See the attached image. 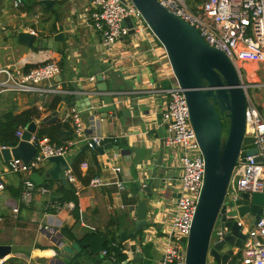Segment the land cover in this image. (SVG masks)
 I'll use <instances>...</instances> for the list:
<instances>
[{"label": "crops", "instance_id": "obj_1", "mask_svg": "<svg viewBox=\"0 0 264 264\" xmlns=\"http://www.w3.org/2000/svg\"><path fill=\"white\" fill-rule=\"evenodd\" d=\"M85 1L65 0L56 11L60 19L55 23V33L63 32L67 43L59 83H76L81 92L89 93L86 96L91 107L79 112L86 135H99L108 141L103 146L110 143L118 146L119 150H105L102 155L96 152V158L92 160L95 165L91 162L90 165L101 178L102 185L81 190L77 197L78 219H75L67 206L56 205V200L61 197L60 187L68 189V183L62 185L49 181L45 189L35 185L32 200L24 204L21 193L25 177L8 171L0 148V177L5 185L0 192V245L10 246V253L0 259V264L9 260L15 261L12 264H49L54 254L63 250L57 246L58 242L61 241L62 247L78 245L63 238L56 240L44 231L45 226L58 225L56 230L59 233L61 228H69L76 239L94 231L107 232L110 236L116 234L118 238L121 232L133 231L135 207L144 198L136 182L140 181L142 186L147 183L153 162L159 154L160 142L155 136L159 128L156 116L161 112V101L158 96L146 93L156 83L155 65L145 53L147 45L142 43L136 48L132 37L125 38L117 44L112 55H107L101 47L99 36L86 25ZM10 5L9 0L6 6L0 4V35H4V43L0 40V68L22 71L26 65L38 66L47 61H59L58 52L54 50L40 48L35 51L24 44L8 42L7 32H12L14 37L17 30L22 29L20 20L26 15L12 14ZM53 6L56 7L55 3ZM23 30L27 32L29 29ZM41 36L48 39L50 31ZM94 67L101 68L107 92L113 94L112 100L116 106L114 112H98L104 107L101 101L104 93L97 91L96 80L89 81V73ZM44 99L34 94L7 92L0 97V110H13L14 114H19L30 108L41 107ZM74 107L76 109L75 103ZM65 110L63 105L61 113ZM34 122L38 127L40 121ZM142 124L146 126V133L142 131ZM83 145V141H76L66 156L67 162ZM163 162L177 177V189L180 170L176 153L174 156L165 153ZM51 167L45 162L37 173L43 174ZM113 168H119V172L115 173ZM80 170L83 176L87 167ZM118 182L122 184V190L118 189ZM149 205L147 229L135 238L122 242L130 260L127 264H158L161 261L160 237L168 226L173 205L171 199L166 201L157 197L149 199ZM15 209L17 212L13 211ZM138 237L142 238L141 243ZM142 247H145V252ZM82 252L85 250L82 249ZM97 255L104 258L102 252Z\"/></svg>", "mask_w": 264, "mask_h": 264}, {"label": "built area", "instance_id": "obj_2", "mask_svg": "<svg viewBox=\"0 0 264 264\" xmlns=\"http://www.w3.org/2000/svg\"><path fill=\"white\" fill-rule=\"evenodd\" d=\"M157 1L169 12L195 27L206 44L220 50L228 58L245 93L244 136L252 138L254 148L251 149L253 153L248 151L243 159H238L239 164L233 170L224 201L226 212H229L232 209L227 204L238 201L243 194L251 197L255 193H264V104L258 106L256 96L249 95V89L264 90V0H204L196 6L195 11H191L184 0ZM13 6L21 7L22 0H14ZM84 10L87 17L86 25L99 36L101 47L107 55H112L117 44L123 39L132 37L136 48L142 43L147 45L145 53L149 61L155 65L154 75L157 84H152L146 93L158 96L161 101L163 146L167 156H174L176 153L180 170L177 189L174 187L178 197L171 199L173 212L167 228L160 237L161 261L158 264H185L186 242L203 183L204 159L189 123L183 90L176 81L175 86L169 88L161 86V82L174 79L170 64L164 48L131 0H86ZM127 18L132 23L131 35L130 29L123 26ZM28 32L36 35L34 30L29 29ZM60 73L61 69L56 61L43 62L25 72L13 71L9 67L0 68V95L14 92L44 98L50 94H66L67 92L60 88V83L54 82V77ZM89 81L95 82L94 77H90ZM75 94L89 93L80 91ZM97 94L98 92L95 93ZM38 109H42V104ZM64 118L70 120L73 139L67 140L64 145H58L47 137L36 138L33 134L30 139V143L36 148L33 158L28 163L13 158L6 162L10 173L25 177L21 193V201L24 204L30 203L36 188L30 179L31 175L50 157L65 158L79 140L90 150L103 146L104 139L101 136L86 135L80 113L75 107L70 109ZM24 129H18L15 133L19 141ZM86 167V164L80 166L83 169ZM112 170L115 173L119 172V168ZM65 178L73 187L76 197L84 187L96 188L102 185V180L98 176H94L87 185H83L73 174L71 167L65 172ZM117 186L118 189H123L120 182ZM4 188V182L0 177V192ZM64 206L71 211L74 208L72 202ZM13 211L17 212V209ZM235 219L243 226L245 240L240 248L233 249L231 260L234 256H240V264H264V212L257 223L253 221L250 228L245 226L242 219ZM226 220L230 218L226 217ZM57 227L58 225H51L43 229L59 241L62 235L56 230ZM214 229L211 240H221L226 229L221 230L219 223ZM102 255L105 256L106 253L102 252ZM208 259L207 264H211L212 259Z\"/></svg>", "mask_w": 264, "mask_h": 264}, {"label": "water", "instance_id": "obj_3", "mask_svg": "<svg viewBox=\"0 0 264 264\" xmlns=\"http://www.w3.org/2000/svg\"><path fill=\"white\" fill-rule=\"evenodd\" d=\"M131 1L165 50L174 79L183 90L189 123L204 159L203 183L186 242L185 264H207L208 258L212 259L211 264H233V249L240 248L245 240L243 226L238 224L235 218L249 217L257 223L264 212V193H255L251 197L243 194L238 201L227 204L232 209L229 212H226L224 203L233 170L239 164L238 159H243L246 153L254 148L252 138L244 136L246 97L239 77L232 63L220 50L206 44L195 27L169 12L157 0ZM39 3L51 9L55 0H40ZM123 26L130 29V35L133 34L129 18L123 22ZM12 35V32H7L8 42L21 43L34 49L54 50L60 54L66 50L67 43L63 32L52 33L47 39L20 28L14 37ZM89 77L95 78L97 91L104 93V96H101L104 107L98 112H114L116 106L113 104V94L107 92L101 68H92ZM60 81V75L54 77L55 83ZM73 88L75 92H80L76 83H73ZM75 106L78 112L91 107L88 97L83 94L75 95ZM62 109L63 104H59L55 111L43 116L40 122L47 125L57 122ZM160 117V114L156 116L159 128L155 136L160 142L159 154L153 162L147 183L142 186L140 181L136 182L138 189L144 193V198L136 204L133 231L121 232V242L147 229L149 199L157 197L169 201L178 197L174 191L177 177L163 162L165 149ZM221 117L227 119L225 138H222ZM141 128L146 133L145 124H142ZM36 131L37 124L31 122L25 127L17 146L2 148L4 161L8 162L13 158L28 163L36 153V148L30 143L31 136ZM70 135V132L63 131L59 139L66 142ZM110 149L118 151L119 147L109 143L96 147L94 151L102 155L105 150ZM47 163L52 167L43 174L33 173L31 181L43 189L49 181L67 185L65 172L69 170L72 160L67 162L66 157L54 156L50 157ZM226 217L230 220H226ZM217 223L221 230H226L221 240L212 241ZM137 240L141 243L142 238L138 237ZM57 246L63 250L55 253L49 264H122L112 260L104 261L101 255L94 254L84 246L62 247L61 241ZM82 249L85 250L84 253ZM9 253L10 246L0 245V259ZM140 257H143L142 252Z\"/></svg>", "mask_w": 264, "mask_h": 264}, {"label": "trees", "instance_id": "obj_4", "mask_svg": "<svg viewBox=\"0 0 264 264\" xmlns=\"http://www.w3.org/2000/svg\"><path fill=\"white\" fill-rule=\"evenodd\" d=\"M40 0H22L24 6L26 7V12L30 9L38 7L43 13H47L51 15L55 22L53 23L50 34L57 32L55 23L59 21L60 17L57 14L54 6L51 9L45 8L43 5L39 3ZM65 0H55V5L62 4ZM191 11H195L196 6L204 2V0H184ZM42 35V34H41ZM38 34V36L42 37ZM33 50L38 51L40 48H36ZM59 61L56 63L59 65L60 69L64 68V53H58ZM36 65H26L22 71H28L32 68H35ZM62 85V90L67 91L66 94H50L47 95L42 102V109L39 110L37 107L27 109L22 111L19 114H14L13 110L1 111L0 110V148H13L17 146L19 143V139L15 137V133L18 129H24L28 124L34 121H40V119L46 113H51L57 109L59 104H63L65 107V111L61 113V118L53 124H45L39 122L37 131L35 133L36 138L47 137L51 142L56 143L58 145H64L66 142H61L59 139V135L63 131H68L71 133L68 141L73 139V132L70 125V120L65 119L67 111L74 108L75 103V90L73 88V84L68 83L64 85L63 82L60 83ZM2 95H0L1 97ZM225 132H227V122L225 127ZM108 141H104L106 144ZM97 153L94 150H90L87 146L83 145L73 156L71 163V171L77 177L80 182L84 185H87L91 178L97 176L93 170V167L90 165L92 160L96 158ZM82 164L87 165V171L82 176L80 166ZM95 165V161L93 163ZM39 169L37 172H40ZM61 197L56 200V205L62 207L65 204L72 202L74 204V208L71 211L72 216L75 219H78V201L75 196L74 189L70 185V188L60 187ZM53 211V210H49ZM60 233L62 238L67 241H72L77 243L79 246H84L86 248H90L93 253L98 254L101 252H105L104 256L105 260H113L118 263L127 264L130 260L128 259L125 248L122 242L119 240L118 236L114 234L110 236L107 232L94 231L90 234L84 235L80 239H76L72 234L69 228L63 227L60 229ZM139 233L138 235H140ZM137 236V235H136ZM134 236L133 238H135ZM40 248V247H39ZM85 248V249H86ZM45 249V248H43ZM147 249V248H146ZM142 250H145V247H142ZM14 260H9L5 264H12Z\"/></svg>", "mask_w": 264, "mask_h": 264}, {"label": "rangeland", "instance_id": "obj_5", "mask_svg": "<svg viewBox=\"0 0 264 264\" xmlns=\"http://www.w3.org/2000/svg\"><path fill=\"white\" fill-rule=\"evenodd\" d=\"M13 1L14 0H9L10 2V7L12 8V10H9L12 14H15L16 16L20 15V13H26L25 16H23V18L20 20L21 21V25L23 26L22 29H30V30H34L36 32V35H41L44 34L45 32H49L53 23L55 22L54 18L51 15H46L45 13H42L41 10L39 8L36 9H30L28 11V13L26 12V7L24 6L23 2H22V6L19 8H15L13 6ZM0 4L6 6L7 4V0H0ZM60 9V4H57L55 7V10H59ZM41 13V14H39ZM2 32V31H0ZM4 35H0V40L2 43H4L3 38ZM0 42V43H1ZM175 80L172 79L170 81H163L161 82V86L163 88H169L171 86H175ZM249 95L251 97L256 96V102L258 104V106H261L262 104H264V90L262 91H258L256 89H249ZM224 127H226V123H224L223 125ZM225 132V131H224ZM250 153L253 151L249 150ZM176 172V171H175ZM177 174V172H176ZM244 221V224L246 227L250 228L252 226L253 220L250 219L249 217H245L242 218ZM215 230V229H214ZM142 233V232H141ZM233 263L234 264H240V256H234L232 258ZM209 261V259H208Z\"/></svg>", "mask_w": 264, "mask_h": 264}, {"label": "flooded vegetation", "instance_id": "obj_6", "mask_svg": "<svg viewBox=\"0 0 264 264\" xmlns=\"http://www.w3.org/2000/svg\"><path fill=\"white\" fill-rule=\"evenodd\" d=\"M221 122H222V138H225L226 137V132L225 131V127L223 126L224 123L227 122V119H225L224 117H221Z\"/></svg>", "mask_w": 264, "mask_h": 264}]
</instances>
